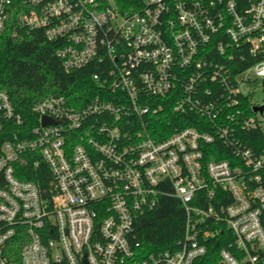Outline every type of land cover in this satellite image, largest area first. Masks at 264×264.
I'll return each instance as SVG.
<instances>
[{"label":"built area","instance_id":"2783aa9c","mask_svg":"<svg viewBox=\"0 0 264 264\" xmlns=\"http://www.w3.org/2000/svg\"><path fill=\"white\" fill-rule=\"evenodd\" d=\"M24 3L13 36L40 31L96 92L26 120L0 88V264H210L223 231L214 264H264V103L245 89L264 80V0ZM161 196L183 234L142 257L134 223Z\"/></svg>","mask_w":264,"mask_h":264},{"label":"trees","instance_id":"16d2710c","mask_svg":"<svg viewBox=\"0 0 264 264\" xmlns=\"http://www.w3.org/2000/svg\"><path fill=\"white\" fill-rule=\"evenodd\" d=\"M14 6L0 37V88L8 93L14 109L28 120L32 117L31 106L48 95H62L70 105L83 106L96 92V83L91 77L94 68L89 65L65 72L55 55L56 43L46 40L38 30L13 36L17 16L28 9L24 0H15ZM171 117L177 125L178 117ZM4 137L5 133H1L0 143ZM249 146L255 149L253 144ZM137 217L132 243H138L136 249L142 257L175 247L183 234L185 213L180 202L172 196H161L153 209ZM224 236L229 235L223 231L209 245L205 258L210 264L215 263L217 250L225 244Z\"/></svg>","mask_w":264,"mask_h":264},{"label":"rangeland","instance_id":"374dc122","mask_svg":"<svg viewBox=\"0 0 264 264\" xmlns=\"http://www.w3.org/2000/svg\"><path fill=\"white\" fill-rule=\"evenodd\" d=\"M245 89L250 90V96L253 102L264 103V80L258 78L249 84H246Z\"/></svg>","mask_w":264,"mask_h":264},{"label":"water","instance_id":"95a60500","mask_svg":"<svg viewBox=\"0 0 264 264\" xmlns=\"http://www.w3.org/2000/svg\"><path fill=\"white\" fill-rule=\"evenodd\" d=\"M257 109L260 110L261 107H258ZM46 122H47V118L43 117V118H42V123H46ZM84 264H87V263L84 262Z\"/></svg>","mask_w":264,"mask_h":264}]
</instances>
